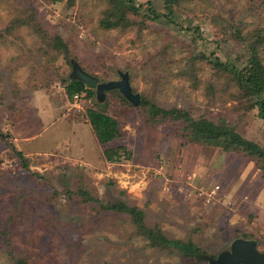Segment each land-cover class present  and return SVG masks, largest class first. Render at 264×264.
I'll use <instances>...</instances> for the list:
<instances>
[{"label": "rangeland", "instance_id": "obj_1", "mask_svg": "<svg viewBox=\"0 0 264 264\" xmlns=\"http://www.w3.org/2000/svg\"><path fill=\"white\" fill-rule=\"evenodd\" d=\"M113 1L0 0V132L35 115L39 100L61 109V120L31 121L32 137L17 143L35 153H24L29 170L11 136L0 137V264H208L149 246L155 225L212 256L237 237L264 251V177L252 159L188 142L182 121H152L116 89L101 109L122 134L106 147L124 145L131 158L107 162L85 113L96 102L76 106L64 92L72 59L100 82L128 72L140 100L222 119L264 148V120L234 75L215 65L242 69L253 55L264 66V0H181L171 14L164 0H133L120 21ZM148 2L170 18L152 19ZM75 120L80 130L70 128ZM117 201L144 211L142 230L103 207Z\"/></svg>", "mask_w": 264, "mask_h": 264}, {"label": "trees", "instance_id": "obj_2", "mask_svg": "<svg viewBox=\"0 0 264 264\" xmlns=\"http://www.w3.org/2000/svg\"><path fill=\"white\" fill-rule=\"evenodd\" d=\"M67 1L72 2L73 0ZM164 1L165 6L168 7V13L171 14L173 4H177L181 0ZM112 3L113 5L118 3L119 5V13H117L119 14V17L117 18V21H120L125 17L124 12H121V9L124 6H131V8L135 9L132 5L133 0H114ZM114 8L115 6L113 9ZM145 9L148 14L151 15L152 19H159L162 17L170 18L168 14H158L150 2H148L147 6H145ZM115 13L116 12H113L110 16L115 15ZM108 23L105 24V27H109L110 22ZM112 24L117 23L114 22ZM36 31L39 32V30ZM56 46L63 48L66 51V54L68 53L66 43L62 39L57 38ZM215 65L221 70L230 72L234 75L242 95L250 101L249 107L256 108L258 116L264 120V66L260 59L251 55L248 66L242 69L217 59L215 61ZM64 92L69 100H72L73 96L78 94L81 98L93 99L96 102L93 107H88L85 113L98 142L104 146L103 156L105 160L107 162H120L122 159H130L131 152L126 146L118 145L115 147H106L108 143L117 139L122 132L119 122L101 109L104 101L98 102L96 100L95 90L85 87L79 80L68 79L64 85ZM139 104L145 107V112L152 121L166 119L167 117L168 119L182 121L184 124L182 128L183 137L186 138L188 142L207 146L211 145L219 147L225 152H237L249 157L255 162L257 169L264 177V148L258 143L244 138L232 126L226 124L222 119L218 122L204 117L194 119L184 109L177 107L165 109L154 103H149L146 99H141ZM179 136L182 135L180 134ZM7 143L13 150L14 154L19 158L21 166L25 170H29L27 159L23 152L16 149L10 142ZM78 195L83 200L92 199V197L85 191L79 192ZM103 207L106 210L124 212L128 214L137 229L142 230L144 228L145 213L138 206L129 205L124 201H117L106 202L103 204ZM146 238L149 246L170 248L171 250L178 251L182 256L187 258H197L200 254L204 253L199 246L190 240L185 241L179 238H168L163 234L159 225L149 228L146 232ZM16 264L27 263L23 259H20L17 260Z\"/></svg>", "mask_w": 264, "mask_h": 264}, {"label": "water", "instance_id": "obj_3", "mask_svg": "<svg viewBox=\"0 0 264 264\" xmlns=\"http://www.w3.org/2000/svg\"><path fill=\"white\" fill-rule=\"evenodd\" d=\"M70 63L71 72L68 79L79 80L85 87L94 89L98 102L105 100L107 91L117 89L130 103L139 104L140 94L133 92L128 72L119 71V79L100 82L96 75L83 69L76 60L72 59ZM7 135L8 132H0V137ZM197 259L207 261L208 264H264V251L258 249L255 239L237 237L231 241L229 249L220 251L216 256L202 253Z\"/></svg>", "mask_w": 264, "mask_h": 264}, {"label": "crops", "instance_id": "obj_4", "mask_svg": "<svg viewBox=\"0 0 264 264\" xmlns=\"http://www.w3.org/2000/svg\"><path fill=\"white\" fill-rule=\"evenodd\" d=\"M36 103V104H35ZM34 104L32 103L31 106L33 107L35 115H33L30 111H28V116H25L23 118H20L19 120L13 122L10 125V128H7L8 135L11 136V144L15 146L16 149L21 150L23 154L29 155V154H35L32 153L31 150L24 151L23 148H21L17 143H19L21 140L29 141L32 135L28 133L29 126L28 124L31 123L33 120H37L39 122L40 119H60L61 115V109L60 106H56L54 104H50V100L42 99L41 101H37ZM55 116V117H54ZM32 117V118H30ZM30 118V119H29ZM61 120V119H60ZM72 127L70 125V128L80 130V122L74 121L71 123ZM8 137V136H7ZM24 155V156H25Z\"/></svg>", "mask_w": 264, "mask_h": 264}, {"label": "built area", "instance_id": "obj_5", "mask_svg": "<svg viewBox=\"0 0 264 264\" xmlns=\"http://www.w3.org/2000/svg\"><path fill=\"white\" fill-rule=\"evenodd\" d=\"M80 98H81V96L78 95V94H75V95L73 96V99H72V100L75 102L76 106H77V104H78ZM216 189H217V188H216Z\"/></svg>", "mask_w": 264, "mask_h": 264}]
</instances>
